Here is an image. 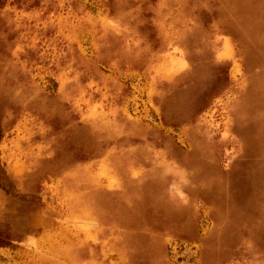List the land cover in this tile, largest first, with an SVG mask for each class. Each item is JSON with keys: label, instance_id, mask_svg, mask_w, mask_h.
I'll return each mask as SVG.
<instances>
[{"label": "rangeland", "instance_id": "obj_1", "mask_svg": "<svg viewBox=\"0 0 264 264\" xmlns=\"http://www.w3.org/2000/svg\"><path fill=\"white\" fill-rule=\"evenodd\" d=\"M0 264H264V0H0Z\"/></svg>", "mask_w": 264, "mask_h": 264}, {"label": "crops", "instance_id": "obj_2", "mask_svg": "<svg viewBox=\"0 0 264 264\" xmlns=\"http://www.w3.org/2000/svg\"><path fill=\"white\" fill-rule=\"evenodd\" d=\"M231 49H232V47H231V41H230L229 39H226L225 49H224V50H225L226 52H230Z\"/></svg>", "mask_w": 264, "mask_h": 264}]
</instances>
